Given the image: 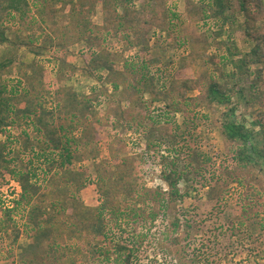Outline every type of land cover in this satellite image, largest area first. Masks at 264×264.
Here are the masks:
<instances>
[{"label": "trees", "instance_id": "trees-1", "mask_svg": "<svg viewBox=\"0 0 264 264\" xmlns=\"http://www.w3.org/2000/svg\"><path fill=\"white\" fill-rule=\"evenodd\" d=\"M182 2L183 12L178 0H0V46L26 48L34 57L52 51L56 62L66 64L69 48L80 44L88 74H105L98 87L77 93L58 89L46 72L15 53L0 59V181L8 178L20 189L13 209L0 217V233L7 234L11 223L16 243L20 232L11 213L22 210L30 239L22 264H151L138 259L146 232L170 214L166 245L151 246L169 264H179L169 245L186 256L173 238L179 234L189 242L199 233L183 206L191 177L207 171V156L189 151L182 157L179 140L197 128L201 109L233 163L228 172H209L204 196L212 200L215 191L217 200L225 198L230 173L249 198L264 200V0ZM98 7L101 26L91 23ZM151 32L167 48L187 50L168 85L158 86L150 71L160 62L150 54ZM50 96L52 109L45 100ZM255 106V116L237 115ZM113 130L138 136L166 188L146 187L137 159L124 156L126 141L116 133L107 144L113 168L104 162L94 168L99 203L86 206L78 194L89 181L87 170L72 166L97 157L98 144ZM13 133L21 151L13 147ZM34 163L42 168L40 179ZM255 205H240L230 236L252 227ZM124 223L131 228L126 239Z\"/></svg>", "mask_w": 264, "mask_h": 264}, {"label": "rangeland", "instance_id": "rangeland-1", "mask_svg": "<svg viewBox=\"0 0 264 264\" xmlns=\"http://www.w3.org/2000/svg\"><path fill=\"white\" fill-rule=\"evenodd\" d=\"M178 11L183 12L184 3L182 0H178ZM91 23L97 26L102 25V15L100 13L99 7L96 9V13L91 18ZM212 27V26H211ZM149 49L151 56L159 58V63L153 66L150 71L151 74L157 79L158 86H163V84L168 85L172 77V73L176 69V63L178 59L187 55V50H177L172 48H167L166 45L157 41V34L154 32L150 33ZM83 46L76 44L69 48V57L66 64H61L56 62L51 52L46 51L38 57H34L28 52L26 48H21L11 50L6 45L0 46V59L2 57L11 56L15 53L18 55L20 61L25 64L35 63L37 65L38 72H46L57 86L58 89L63 87L68 89H73L77 93L88 92L90 87H98V78L104 79L105 74L103 72L97 71L93 75L88 74L87 65L83 62ZM165 67V68H163ZM30 72V70H28ZM264 81V80H263ZM54 87V88H55ZM51 87V89H54ZM261 90L264 92V84L261 85ZM195 93H190V95H195ZM46 106L48 109L53 107V97H47ZM101 100H104L102 98ZM161 109V105L154 108L155 112L158 113ZM258 106L253 108H240L237 115L242 114L246 119L249 116H255ZM206 111L201 109L198 112L199 122L197 128L194 132L185 130V134L182 139L179 140L180 150L182 157H186L189 151H194L195 153H201L202 156H207L203 165L207 171L203 172L202 176L191 177L188 182L190 189V196L184 203V208L189 211L190 218L193 222V229L199 228V233L195 236L194 240L189 242H182V236L176 235L174 240L177 239L184 248L185 255H179L175 252V249L179 248L176 245H169V249L174 257H176L179 264H264V200L253 199L247 196V191L245 188H241L237 184V179L235 174H230L227 177L228 187L226 188L227 194L225 198L217 200V193L215 191L211 192L212 200H208L204 196L202 187L207 183V177L210 171H216L217 173L221 169L232 170L233 165L229 157L224 154L222 150V140L218 136L215 130L212 119L210 121L204 119L203 115H206ZM176 125L181 124V118L175 117ZM119 134L120 137L124 138L126 141V147L124 149V156H134L137 161V173L141 181H145L147 188L155 189L160 187L165 190L166 186L158 179L160 168L159 166L153 164L148 155L144 153L143 143L139 140L138 136L133 135L129 132H124L117 130L110 134L107 132L105 140L98 144V155L94 157L92 155L88 156L84 161L75 163L73 169H86L88 182L86 187L78 194V198L86 206H96L99 203V195L96 189V172L95 169L97 165L104 162L106 168H113L112 160L109 156L108 142L112 139L115 134ZM192 134V135H191ZM11 142L14 143L13 147L20 149L22 143L21 139H18L16 134L13 133L11 136ZM4 140L3 136H0V141ZM21 151V149H20ZM21 159L26 161V157L20 156ZM207 160V161H206ZM202 161V159H201ZM202 161V162H203ZM34 168H36L37 177L41 178L40 167L38 164L34 163ZM218 167L219 170H218ZM211 173V172H210ZM193 179V180H192ZM213 185V184H212ZM219 186H221L219 184ZM220 193V189L217 190ZM20 196V189L18 185L8 178L0 181V217L3 215L5 209H13L14 202L18 200ZM250 197H253L250 195ZM247 200H252L257 202L252 208L251 218L253 225L250 228H240L239 233L236 236H230L229 229L238 219L240 213V205L245 204ZM182 207V206H181ZM179 208V207H178ZM22 210L13 211L11 213V221L14 223L16 230L20 232V236L15 244H12V224L11 228L8 230L7 234L0 233V259L2 260L0 264H22L21 263V253L22 248L26 247L30 243V239L24 232V216ZM173 218V215H169L167 219L160 218L154 223L150 231L146 232L148 234L147 241L144 242L140 249L138 259L141 263H151V264H169L168 258L156 255L157 250L151 246V243L158 242L162 245H166L167 228L169 227L168 222ZM262 225L260 228L258 225ZM124 231L125 239L131 234V228L129 223H124L122 230ZM143 231V230H142ZM216 231V233H215ZM217 239V240H216ZM60 244H63L62 239L59 240ZM263 256V258L259 257ZM195 259V260H194ZM6 261L3 263V261Z\"/></svg>", "mask_w": 264, "mask_h": 264}]
</instances>
